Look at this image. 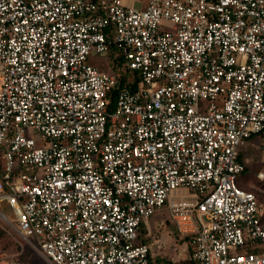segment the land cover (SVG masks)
<instances>
[{
  "label": "built area",
  "instance_id": "built-area-1",
  "mask_svg": "<svg viewBox=\"0 0 264 264\" xmlns=\"http://www.w3.org/2000/svg\"><path fill=\"white\" fill-rule=\"evenodd\" d=\"M261 133L264 0H0V219L53 264H159L164 206L194 264H264Z\"/></svg>",
  "mask_w": 264,
  "mask_h": 264
},
{
  "label": "rangeland",
  "instance_id": "rangeland-1",
  "mask_svg": "<svg viewBox=\"0 0 264 264\" xmlns=\"http://www.w3.org/2000/svg\"><path fill=\"white\" fill-rule=\"evenodd\" d=\"M115 56L114 52L106 55L91 54L89 62L108 73H113L115 70L112 66V59ZM261 141L260 137L256 139V142L244 146V157L247 159V179L243 184L258 194L264 211V178L258 176L259 172L264 171V152ZM167 218L166 206L150 218L153 229L164 227V229L153 230V234L150 237L147 236L148 240L153 243L155 263L170 264V262L192 259V251L187 244V239L178 235ZM11 259L17 260L20 264H53L38 252L32 241L22 238L17 231L5 225L0 219V263Z\"/></svg>",
  "mask_w": 264,
  "mask_h": 264
},
{
  "label": "trees",
  "instance_id": "trees-1",
  "mask_svg": "<svg viewBox=\"0 0 264 264\" xmlns=\"http://www.w3.org/2000/svg\"><path fill=\"white\" fill-rule=\"evenodd\" d=\"M124 65H125V60L122 56L116 55L115 58L112 59V66H113L114 70L121 73L122 86L130 87V88L134 89L137 86V82L139 80V77L135 73L131 74L129 69L125 68ZM114 96H115V93H114L113 98L110 102V106H113ZM240 157H241V159H243L242 158L243 157L242 152L240 154ZM246 179H247V164H246L244 172L238 178V183L243 188H245L247 190H251V189L246 188L243 184ZM145 231H146V229L144 227L141 230V238H140L141 242H146L148 240V238L145 237ZM170 264H194V261H193V259H190V260H184V261H179V262H170Z\"/></svg>",
  "mask_w": 264,
  "mask_h": 264
},
{
  "label": "crops",
  "instance_id": "crops-1",
  "mask_svg": "<svg viewBox=\"0 0 264 264\" xmlns=\"http://www.w3.org/2000/svg\"><path fill=\"white\" fill-rule=\"evenodd\" d=\"M123 2L128 5V6H132V7H136V8H145L148 4V0H123ZM262 138V141H261V147L264 145V133H261V134H258V135H255L253 136L248 142L247 144H245L244 146L246 147L248 144H251L252 142H256V139L257 138ZM244 146H242L241 148V152L243 154V159L247 160L245 157H244ZM263 148V147H262ZM249 155V154H248ZM162 209V208H161ZM167 209V208H166ZM168 221V220H167ZM145 227L146 231L148 228H150L152 231L153 230H158V229H164V227H159L157 229H153L152 226H151V223L149 221L148 225H143L142 229ZM174 227V226H173ZM141 229V230H142ZM175 229V228H174Z\"/></svg>",
  "mask_w": 264,
  "mask_h": 264
}]
</instances>
